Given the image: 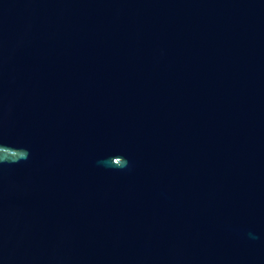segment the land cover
Returning a JSON list of instances; mask_svg holds the SVG:
<instances>
[{
  "label": "water",
  "instance_id": "95a60500",
  "mask_svg": "<svg viewBox=\"0 0 264 264\" xmlns=\"http://www.w3.org/2000/svg\"><path fill=\"white\" fill-rule=\"evenodd\" d=\"M0 264H264V0H0Z\"/></svg>",
  "mask_w": 264,
  "mask_h": 264
}]
</instances>
